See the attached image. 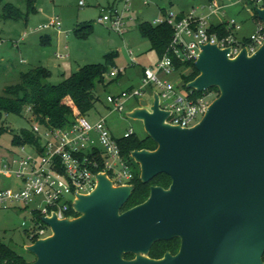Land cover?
Returning a JSON list of instances; mask_svg holds the SVG:
<instances>
[{
    "label": "water",
    "instance_id": "1",
    "mask_svg": "<svg viewBox=\"0 0 264 264\" xmlns=\"http://www.w3.org/2000/svg\"><path fill=\"white\" fill-rule=\"evenodd\" d=\"M256 11L264 23V8ZM229 52L201 46L199 75L187 86L219 95L194 126L167 123L156 91L129 113L157 144L131 152L141 180L166 174L170 186H151L143 203L123 211L133 184L99 173L95 189L73 201L76 217L43 218L52 233L26 245L30 264H264V43L253 54ZM174 238L177 254L148 256Z\"/></svg>",
    "mask_w": 264,
    "mask_h": 264
},
{
    "label": "built area",
    "instance_id": "2",
    "mask_svg": "<svg viewBox=\"0 0 264 264\" xmlns=\"http://www.w3.org/2000/svg\"><path fill=\"white\" fill-rule=\"evenodd\" d=\"M123 1V11L116 6L108 10L103 8L97 20L109 24L121 35L127 31L124 11L130 5V0ZM237 3H242L255 21L257 30L250 37L241 38V23L223 17L225 9ZM80 5H85V0H80ZM257 8H264V0H237L232 4L226 0H208L181 18L178 14L169 13L156 19V24L167 22L172 26V40L157 64L144 68L141 88L107 97L113 106L110 111L123 112L129 99L143 98L145 88L151 86L152 97L156 91L160 108L169 111L167 123L183 128L194 126L218 95L207 90L196 96L195 89L185 90L183 75L191 71L188 63L195 65L201 46L207 43L217 44L222 49L229 48L231 58L238 56L244 48L248 54L255 53L264 43V23L258 17ZM215 19L219 22L214 23ZM61 26L59 18L53 17L42 28L61 31ZM215 26L218 29L212 31ZM130 55L131 62L136 63L131 51ZM58 57L66 58L68 54L58 53ZM123 71V68H113L106 76L116 78ZM212 96L215 97L213 100L210 99ZM27 111L31 112V109ZM32 130L39 144L20 145L19 152H14L10 158L0 156V210L16 205L28 210L34 205L29 210L34 225L25 229L27 238L34 243L52 233L44 217L55 215L58 219H65L77 216L73 213V201L79 194H88L95 189L99 173L107 174L114 185L131 184L134 174L123 158L118 139L110 131L105 116L91 123L85 116L77 115L75 123L65 128L43 127L35 122ZM132 133L129 131L125 136ZM26 224L23 223L24 226Z\"/></svg>",
    "mask_w": 264,
    "mask_h": 264
},
{
    "label": "rangeland",
    "instance_id": "3",
    "mask_svg": "<svg viewBox=\"0 0 264 264\" xmlns=\"http://www.w3.org/2000/svg\"><path fill=\"white\" fill-rule=\"evenodd\" d=\"M206 1L208 0H130L129 9L124 11L127 31L121 35L111 29L109 24H102L97 20L103 8L108 10L116 6L123 11V0H85L83 6L80 5V0H33V7L28 0H3V4H10L23 15L19 19H5L2 17L3 4L0 5V95L5 94L6 86L18 83L21 73L27 72L32 65L49 67L52 76L47 82L59 84L80 66L103 63L105 55L113 53L115 67L111 69L123 68L124 73L106 87L97 86L96 91L101 101L85 117L94 123L100 116H107V125L116 139L124 137L129 131L137 138L144 139L148 135L143 121L129 116L132 109L139 106L138 98L129 99L123 112L115 111L110 114L106 109V106L113 107L107 101L109 95H119L132 86L141 88L143 69L154 67L159 61L149 38L141 34L139 24L146 22L156 25L155 20L166 14L189 12ZM236 1L226 0V3ZM223 15L224 18L236 19L241 23V38L256 33L255 21L242 3L227 7ZM53 17H58L62 23V36L58 35L55 28H42ZM217 22L219 20L215 19L214 23ZM89 25L91 31L86 33ZM83 27L81 32L77 31ZM47 35H50V39L44 42L43 37ZM66 44L69 46L67 52L64 50ZM59 51L69 53V58L58 59L55 55ZM130 51L136 63L131 62ZM24 59L26 62H22ZM2 65L14 67L9 73L2 74ZM106 79L109 77L106 76ZM151 90L152 87L147 86L143 96L149 103L153 102ZM213 97L210 99L213 100ZM34 123L29 111H25L22 116L5 115L0 126L7 128V131L0 135V156L10 158L14 152H19V147L12 142L13 135L22 128L32 129ZM33 206L28 210L20 205L0 210V240L30 260L33 255L25 247L32 243L27 238L25 229L34 225L29 211ZM24 222L27 223L26 226L23 225ZM132 255L130 259L135 258Z\"/></svg>",
    "mask_w": 264,
    "mask_h": 264
},
{
    "label": "trees",
    "instance_id": "4",
    "mask_svg": "<svg viewBox=\"0 0 264 264\" xmlns=\"http://www.w3.org/2000/svg\"><path fill=\"white\" fill-rule=\"evenodd\" d=\"M29 5L33 7V0H28ZM3 0H0V5ZM35 9V8H33ZM22 13L13 8L8 3L3 4L2 17L7 19H19ZM182 15H179L181 18ZM91 31V25L87 26ZM81 29H77L81 32ZM139 29L144 37L149 38L151 48L155 50L158 56H162L169 46L173 28L167 22L159 24H151L142 22L139 24ZM218 29V26L212 27V31ZM50 39L47 35L43 37V41ZM113 53L105 55L103 63L86 64L78 70L66 77L59 84H50L47 80L52 76V72L44 66H35L27 72H22L18 83L5 87V94L0 95V124L4 116L14 114L22 116L25 111L31 109L34 121L43 127H69L75 123L77 115L86 116L96 104L100 102L96 88L98 85L108 86L116 78L106 79V74L111 67H115ZM178 63V62H177ZM179 65V64H178ZM191 71L188 75H183L184 88H188V82L192 81L199 75L194 63L190 62ZM215 91L219 95V90L212 87L208 90ZM196 96L202 95V92L194 90ZM7 128L0 126V135L5 133ZM14 145L39 144V139L32 129L22 128L13 135L12 140ZM123 158L130 165L134 178L131 182L134 186L133 193L122 210L125 211L138 204L143 203L150 194L151 186H161L168 188L171 184V179L166 174H159L149 182H143L140 178V166L131 157L133 150L149 149L154 150L157 147L155 141L147 136L144 139H139L132 133L129 136H124L118 139ZM73 213L76 214L74 211ZM180 245L178 239H171L165 242H160L153 246L150 255L153 257H161L166 251L176 253ZM33 259L30 260L25 255H22L11 248L9 245L0 240V264H30L35 260V255L32 253ZM132 254H125L126 259H130ZM264 260V255H263Z\"/></svg>",
    "mask_w": 264,
    "mask_h": 264
},
{
    "label": "crops",
    "instance_id": "5",
    "mask_svg": "<svg viewBox=\"0 0 264 264\" xmlns=\"http://www.w3.org/2000/svg\"><path fill=\"white\" fill-rule=\"evenodd\" d=\"M184 13H187V12H184V11H182V12H179L178 13V15H183ZM58 31V30H57ZM58 35L59 36H62V32L61 31H58ZM49 37H50V35H49ZM49 41V39H46V41ZM69 49V46L66 44V45H64V50H65V52H67V50ZM58 53H62V51H59ZM58 53L55 55L58 59H65V58H59L58 57ZM66 54H68V57H66V59L67 58H69V53H66ZM129 54H130V52H129ZM130 59H131V55H130ZM22 62H26V60L24 59V60H22ZM3 66V68H2V74H4V73H9L12 69H13V67H14V65H2ZM35 66H39V64H35V65H32L30 68H32V67H35ZM115 66V65H114ZM44 67H46V66H44ZM81 67V66H80ZM79 67V68H80ZM46 68H48L49 70H50V68L49 67H46ZM78 68V69H79ZM144 70V69H143ZM51 71V70H50ZM52 72V71H51ZM124 73V71L122 72V73H120L121 75ZM120 74L118 75V76H120ZM115 80H117V79H115ZM114 80V81H115ZM112 83V82H111ZM110 83V84H111ZM134 87L132 86V87H130L129 89H133ZM134 108H136V107H134ZM133 108V109H134ZM106 109L107 110H109V113L111 114L112 112L110 111V106H106ZM106 117V119H107V116H105Z\"/></svg>",
    "mask_w": 264,
    "mask_h": 264
},
{
    "label": "flooded vegetation",
    "instance_id": "6",
    "mask_svg": "<svg viewBox=\"0 0 264 264\" xmlns=\"http://www.w3.org/2000/svg\"><path fill=\"white\" fill-rule=\"evenodd\" d=\"M174 239H178L179 241H180V245H179V248H178V250L176 251V253H172V251H166L165 253H167V252H169V253H171V254H173V255H175V254H177L178 253V251H179V249H180V246H181V240L179 239V238H174ZM160 242H165V241H160ZM160 242H157V243H155L153 246H155L156 244H158V243H160ZM153 246H152V248H153ZM151 248V249H152ZM151 251V250H150ZM165 253L163 254V256L165 255ZM148 256L150 257V258H153V259H159V258H162L163 256H161V257H153V256H151L150 255V252L148 253Z\"/></svg>",
    "mask_w": 264,
    "mask_h": 264
}]
</instances>
